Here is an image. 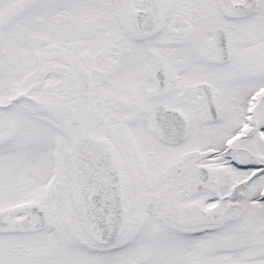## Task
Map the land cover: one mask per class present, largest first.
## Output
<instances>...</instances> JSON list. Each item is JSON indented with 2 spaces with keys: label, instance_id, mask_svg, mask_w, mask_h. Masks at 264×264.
I'll use <instances>...</instances> for the list:
<instances>
[{
  "label": "snow or ice",
  "instance_id": "obj_1",
  "mask_svg": "<svg viewBox=\"0 0 264 264\" xmlns=\"http://www.w3.org/2000/svg\"><path fill=\"white\" fill-rule=\"evenodd\" d=\"M0 264H264V0H0Z\"/></svg>",
  "mask_w": 264,
  "mask_h": 264
}]
</instances>
